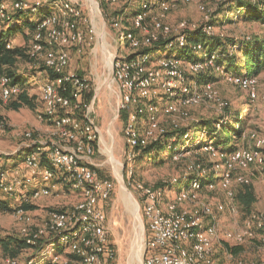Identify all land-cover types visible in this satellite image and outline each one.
Here are the masks:
<instances>
[{
  "label": "built area",
  "instance_id": "obj_1",
  "mask_svg": "<svg viewBox=\"0 0 264 264\" xmlns=\"http://www.w3.org/2000/svg\"><path fill=\"white\" fill-rule=\"evenodd\" d=\"M104 1L96 0L97 8ZM172 1L142 0L132 15V28L125 26L122 16L111 18L120 43L125 39L138 51L133 57L114 54L109 80L110 87L116 84L118 112L126 116L123 135L130 176L134 173L130 163L143 148L169 133L170 143L178 138L177 132L168 131V126L160 122V115L174 118L171 125L177 129V119H186L191 106L211 100L217 101L220 109L228 106V102L217 94L212 79H205L209 68L216 66L224 74L226 82L248 93L251 102L264 100L258 75L228 71L224 65L217 64L220 54L217 51L206 52L202 44L197 46L198 50L206 52L201 61H187L161 52L185 46L189 30H199L206 36L213 34L215 26L210 23L212 19L208 14L213 8L206 5L200 6L205 13V24L200 26L182 21L176 28L180 33L173 39L164 46L144 51V48L173 33V28L165 22L173 7ZM223 2L213 0L216 6ZM46 5L50 7L49 12H43ZM11 12L32 17L39 15L27 54L52 73L43 84L41 97L44 107L37 116L39 121L52 124L53 138L38 141L34 139L33 131H25L23 135L30 142H23L20 147L21 151L27 150L23 170L17 169L12 179L0 164V187L14 200L10 206L20 225L19 238L34 250L32 255L25 257L3 256L4 264H111L116 258V249L106 225V213L99 202L111 198L114 184L111 180L100 178L91 161L92 154L101 149L102 143L94 115L98 90L94 91L88 75L71 69V47L80 52L87 41L91 42L95 36L94 24L91 18L85 16L79 0H0V24L10 19ZM149 14H152L154 26L150 31L145 25ZM134 28L147 31L139 37ZM7 47L12 48V43L9 42ZM231 48L237 50L236 45ZM25 90V83L20 79L0 76V99L4 103L17 99ZM92 91L91 101L86 102ZM224 117L228 118V115ZM5 127V119L0 113V134ZM249 135L254 147H240L230 155L224 154L212 143L204 145L221 152L224 157V170L218 174L221 176L217 182L210 183V173L193 172L196 177L184 181L173 200H167L164 188L139 181L130 182L139 193L148 226L143 264H221L216 256V248L221 245L229 254L227 243L240 246L246 240L258 239L264 244L263 214L252 212L236 230L222 229L218 220L219 213L227 208L232 213L237 212L233 182L250 184L245 174L233 176V173L252 167L264 172V132L253 131ZM191 167L194 170L198 168ZM22 171L24 175H20ZM56 171L62 174L73 190L82 194V198L66 210L51 208L45 220L35 224L34 216L26 205L50 195L51 189L42 186L26 192V186L33 181L53 180ZM177 182L180 181L174 180L170 185ZM202 182H206L204 185L208 188L221 190L230 203L205 200L200 193ZM185 203L191 207H181ZM236 264H264V260H238Z\"/></svg>",
  "mask_w": 264,
  "mask_h": 264
},
{
  "label": "rangeland",
  "instance_id": "obj_2",
  "mask_svg": "<svg viewBox=\"0 0 264 264\" xmlns=\"http://www.w3.org/2000/svg\"><path fill=\"white\" fill-rule=\"evenodd\" d=\"M91 1L79 0L85 16L91 18V22L94 24L95 36L91 42L87 41L84 44L80 52L76 47H71L73 55L71 69L88 75L94 91L95 89L98 92L102 91V93L99 92L96 96L94 115L106 141L105 144L101 143L100 150L98 149L92 154L91 161L96 166L99 177L111 180L114 184L111 198L99 202V206L106 213V225L111 242L116 249V258L111 264H143L145 253L144 239L148 234V226L143 216L139 193L130 185V182L139 181L147 185L164 188L167 200H173L184 183L177 182L171 186L170 183L172 181H179V179L193 172L221 176L218 175L220 171L224 170V157H222L221 152L204 147L206 144L202 147L195 144L202 141L212 142L214 140L213 131H220L223 123L236 122L238 117L240 118L239 125L242 128V134L236 139V145L238 148L254 147V141L250 138L249 134L253 131L259 132V134L264 132V100L251 102L248 93L226 82L224 74L216 66L209 68V79H212L215 83L217 94L228 102V106L220 109L215 100L191 106L188 108L189 114L186 119H177L176 122H179L177 129L172 128L171 125L174 118L160 115V122L168 126V131L178 133L176 141H171V143L168 141V144L177 143L175 145L176 153L173 154V158L170 157L166 162H154L153 160L136 156L131 162L132 164L130 163V166L134 168V173L130 176L125 157L127 145L123 136L124 117L122 116V112L120 114L118 112L116 84L110 87L109 80L111 77L112 56L116 53L128 56L138 51L134 50L125 39L122 40V44L120 43L119 33L113 27L111 18L122 16L125 26L132 28V13L138 9V5L142 0H118L116 3L105 0L103 3L101 2V6L97 9L94 8ZM97 1L99 2L100 0ZM172 3L173 7L167 14L165 22L173 28V33L163 37L150 48L160 46V43H166L179 34L180 31L176 28L182 21L200 26L205 24V13L200 9L201 5L213 8V10H209L208 14L211 16V22H216L213 34L206 37L207 46L216 47L223 45L228 47L231 55L234 56V59H228L229 61L226 62L227 64H232L231 71H235L234 69L237 66L243 64V54L240 50L233 51L229 45L231 40L249 43L257 38L264 39V0H224L218 6L213 4V0H174ZM94 5L97 7L95 3ZM151 15L149 14L146 17L145 22L149 31L154 28ZM12 16L18 19L26 18V15L21 12L12 13ZM37 18H39V15L35 16V19ZM29 22V18H26L25 21L20 23L24 25L23 27L15 25L11 29V33H6V37L8 36L7 40L11 41L13 47L28 49L27 42L30 45V38H32V36L30 37L31 29L29 28L30 25L28 26ZM133 30L139 37L147 31L135 28ZM2 32L0 27V34ZM28 39L30 40L27 41ZM190 46L191 51L189 52L185 49H171L161 52H164L165 55L184 59L189 55L194 58L200 57L201 52L194 51L192 49L193 45ZM208 47H206L205 51H208ZM25 52L27 53V50ZM186 60L188 61L189 59ZM17 71L18 73L34 74L37 77L29 78L27 80L29 82L28 85H26L25 80L23 81L26 87L29 86V92L35 106L29 107L25 105L15 109L10 104L11 101L4 103L0 99V113L6 122V127L0 134V155L5 158L6 156H14V152L16 154L20 153L23 142H30L23 135L25 131H33L34 139L38 141H48L53 138L52 124L49 128V137L47 139L40 138L37 127L33 125V121H38L43 125L50 124V122L39 121L37 116L44 107L41 97L42 87L46 79L51 77L50 71L46 67H43V64H37L28 54H24L19 58L16 65ZM41 71H45V77L40 78L38 76ZM258 78L260 90L264 92V67L259 72ZM14 100H18V98ZM159 105L162 106L163 104ZM226 115H228V118L224 117ZM110 131L112 134L114 133L113 137L109 135ZM184 132L186 135H184ZM17 148H20V150L15 151ZM164 156L166 155H163L162 158ZM1 165L4 167L3 164ZM191 166H198V168L194 170ZM239 173L245 174L250 180L256 200L249 206L241 202L238 193L244 190V185H240L234 181L233 186L236 190V201L234 200V202L236 203L237 212L232 213L227 208L226 211L219 213L218 220L222 229H238L252 212L264 215V172L252 167L244 172H234L233 176ZM200 193L205 200L213 202L223 200L227 201L228 204L230 203V200L218 188L211 189L203 185ZM0 198L11 202L10 198L12 197L0 187ZM81 198V193L73 190L71 185H68L65 188V192H55L53 196L48 198L49 200H41L40 207L44 211H47L52 206L66 210L71 208ZM12 201H14L13 198ZM181 207L190 208L191 205L185 203ZM34 222L35 224L41 223L36 220V217H34ZM19 232L20 225L15 220L14 213L0 209V264H4L3 256H6L2 239L7 240V242L9 237L20 239ZM230 246L233 249L229 248V254L223 245L216 248V256L220 258L221 264H236L238 260H243L244 262L264 260V244L258 239L246 240L240 246H233V244ZM33 253L34 250L29 251V249L22 248L19 257L29 256Z\"/></svg>",
  "mask_w": 264,
  "mask_h": 264
},
{
  "label": "trees",
  "instance_id": "obj_3",
  "mask_svg": "<svg viewBox=\"0 0 264 264\" xmlns=\"http://www.w3.org/2000/svg\"><path fill=\"white\" fill-rule=\"evenodd\" d=\"M241 10V9H240ZM134 13V11H133ZM132 13V14H133ZM224 15V14H223ZM213 25L216 24V22H211ZM221 23V22H220ZM36 23L33 22L30 25L31 33L35 31ZM206 36L199 30H189L187 31V44L183 47L176 48L179 50H187V52L191 51L190 45H193V50L196 52H201L200 57L194 58L190 55L185 57V59L189 60H195V61H201L205 57L206 52H215L217 51L220 56L217 59V64L224 65L229 60L234 59L233 55L230 54V51L228 50V47L223 45L218 46H211L208 47L206 43ZM211 38V37H210ZM8 40L7 37L3 34H0V76L2 75H8L12 78H16V65L20 57H22L24 54L27 55L25 52L27 49L24 47H15V48H8L7 47ZM202 44L204 48L208 47V51L204 53V50H198L197 46ZM161 46L165 45V42L160 43ZM230 47L236 45V51L240 50L243 54V64L240 66H237L235 71H231L232 64H225L224 66L228 71L236 72V73H248V74H254L258 75L261 71L262 67H264V39L263 38H257L253 40L252 42H237V41H230ZM153 48H145L144 51L152 50ZM135 54L130 55V57H133ZM229 59V60H228ZM43 67H45L43 65ZM50 71V70H49ZM51 73V71H50ZM52 75V73H51ZM210 77L209 74L206 75L205 79ZM93 97V93H89L86 97V102H90ZM15 109L21 108L23 106H29L34 107L35 104L33 102L32 97H30L25 91L22 92L18 100H12L10 103ZM122 116L125 119V113L122 112ZM240 118L237 117L236 122H225L223 123L220 131H213L214 140L212 142L210 141H202L197 142L195 145L202 147L204 144L212 143L214 146L220 149L221 152H223L226 155L232 154L235 150L238 149V146L236 145V139L241 136L242 134V128L239 125ZM170 136V133L165 135L161 140L158 142H154L146 146L142 149L141 154L139 155L142 158H146L147 160H153L154 162L158 161H164L166 162L170 157L173 158V154L175 152V144H168V137ZM163 155L164 158H162ZM160 158V160H159ZM208 182L215 183L220 176H214L213 174H209ZM196 177L195 173H190L187 176H185L182 179H179L180 182L189 181ZM202 184H206V182H202ZM182 186L180 187V189ZM179 189V190H180ZM238 197L246 205H251L255 200V194L253 192L252 184H246L244 185V190L240 191L238 193ZM26 208L28 206L26 205ZM0 209L3 211H12L10 204L4 201H0ZM2 244L4 246V250L6 252V256L11 257H19V254L21 253L22 248H26V243L18 239L17 237H9V240H3ZM227 247L233 249L229 243L226 244ZM236 251V250H235Z\"/></svg>",
  "mask_w": 264,
  "mask_h": 264
},
{
  "label": "crops",
  "instance_id": "obj_4",
  "mask_svg": "<svg viewBox=\"0 0 264 264\" xmlns=\"http://www.w3.org/2000/svg\"><path fill=\"white\" fill-rule=\"evenodd\" d=\"M49 11H50V7L48 5H46L43 8V12H49ZM12 13L14 14L15 12H11V14ZM26 18H29V21H30L29 22L30 24H28V26L31 25V23H33V22H35V21L38 20V18L35 19V16L32 17V16H27L26 15ZM26 18L18 19V18L14 17V16H12V17L10 16V19L9 20L3 21L0 24L1 30L3 31L1 34H3L4 36H6V33H11V29L14 28L15 25H21L23 27L24 25L23 24H20V23L22 21H25ZM28 30H30V29H28ZM31 36H32V33L30 32V37ZM30 39H28L27 41H29ZM9 42H11V41H8V43ZM27 45L29 46V42H27ZM12 48H15V47L12 46ZM38 76L40 78L45 77L46 76L45 71L39 72ZM15 77L18 78V79H20L21 81H24L25 80L26 85L29 84V82L27 81L29 78H33V77L34 78H37L36 76H34V74L31 75L30 73H23V72H21V73L19 72L18 73V71L16 72ZM26 90L27 91H25V92L30 97H32L31 94H30V92H29V86L26 87ZM99 92L102 93V91H99ZM27 121H29V120H27ZM96 122H97V119H96ZM97 124H98V122H97ZM33 125H35V127H37V129L39 131L40 138L47 139L49 137V131H50L49 128L51 126V123L49 125L48 124H44L43 125V124H40V122H38V121H33ZM99 129H100L101 142H102V144L103 143L105 144L106 138H105V136L103 134V131L101 130L100 127H99ZM113 134H112L111 131L109 132V135L112 136V137H113ZM109 139H110V137H109ZM26 152H27V150L25 149V150H22L20 153L15 154L12 157H7L6 156V158L3 157L2 155H0V164H3L4 168L9 172V176H10L11 179L15 177L16 170L18 168L21 169V170H23L22 163H23V160H24V157H25V153ZM20 175H24V172L22 171L20 173ZM68 185H70V184L66 180H64L62 174L60 172H58V171H56V177L53 180H50V181H42V180H39V181L30 182V183L27 184L26 190H25L26 192H30L33 189H36V188H39V187H42V186H49L50 189H51V194L50 195L42 196L41 198H39L37 200H34L30 204H27L29 210L34 215V217H36V220H38V222H42L46 218V216L48 214V210L55 207V206H52L47 211H44L43 208L40 207L41 200H43V199L46 200V201L49 200L48 198L51 197V196H53V194L55 192L56 193L59 192V191L65 192V188ZM0 201L7 202L10 205H11V203H14V201H12V198H10V201L11 202H9L8 200L2 199V198H0ZM25 249H29V248L26 247ZM29 251H32V250L29 249Z\"/></svg>",
  "mask_w": 264,
  "mask_h": 264
},
{
  "label": "bare ground",
  "instance_id": "obj_5",
  "mask_svg": "<svg viewBox=\"0 0 264 264\" xmlns=\"http://www.w3.org/2000/svg\"><path fill=\"white\" fill-rule=\"evenodd\" d=\"M91 2H92V4H93L94 8L97 9V7H95V5H94V3L96 4L95 0H92ZM96 5H97V4H96ZM140 252H141V251H140ZM142 255H143V254H142ZM141 257H142V256H141Z\"/></svg>",
  "mask_w": 264,
  "mask_h": 264
}]
</instances>
